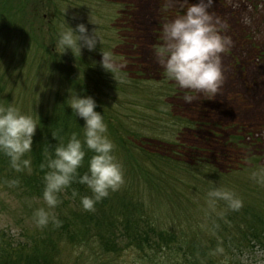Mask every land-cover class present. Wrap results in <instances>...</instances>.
I'll return each instance as SVG.
<instances>
[{
  "label": "rangeland",
  "instance_id": "obj_1",
  "mask_svg": "<svg viewBox=\"0 0 264 264\" xmlns=\"http://www.w3.org/2000/svg\"><path fill=\"white\" fill-rule=\"evenodd\" d=\"M191 2L195 0H14L15 9L26 7L29 20H24L23 27L15 24V28L0 33V74L5 86L0 106L14 104L21 112L32 115L38 128L39 117L67 105L69 89H75L63 69L72 62L67 58L68 51L56 48L59 33L57 36L55 32L65 27V20L67 26L73 27L85 23L89 32L95 29L97 35L96 26L103 25L104 32L99 36L105 39L100 46L109 40L112 49L109 47L106 53L110 51L112 58L111 50L121 53L111 58L113 66L121 63L124 68L140 70L145 80L159 79L163 68L155 49L161 43L162 25L182 15ZM208 12L221 36L229 41L220 53L222 79L217 91L209 94L182 88L190 101L179 94L178 98L168 99L170 106H160L166 119L172 114L204 125L194 130L180 129L174 135L167 133L168 129L164 134L151 121L158 130H149L153 127L142 120L130 123L129 117L133 112L141 113L145 103L131 106L128 97L119 94L109 103L126 115L121 121L125 126L143 134L144 138L132 139L135 144H144L148 152L175 160L171 168L160 167L166 177L158 178L154 172L157 168L150 162L140 161L139 166L131 161L118 137L107 128L124 177L117 190L109 191L118 196L115 200H141L150 218L190 236L211 233L213 217L223 216L230 209L223 200L210 203V190H230L242 201L241 208L251 205L264 211V0H211ZM105 13V19L101 18L99 14ZM117 30L123 44L116 45L115 40L120 38L118 34L115 37ZM143 114L152 112L145 110ZM79 118L84 125V119ZM163 141L170 145H163ZM25 158H29L28 153ZM197 160L207 164L200 166L199 172L194 170L198 175L195 178L181 163L193 165ZM10 167L13 168L6 155V165L0 163V229L16 237L26 226L39 227L35 216L38 209L44 208L50 215L54 208L49 209L44 199L34 202L25 198L18 184L13 183ZM70 252L69 248L64 251L63 258H68ZM234 252L232 258L241 264H264V248L260 246Z\"/></svg>",
  "mask_w": 264,
  "mask_h": 264
},
{
  "label": "trees",
  "instance_id": "obj_2",
  "mask_svg": "<svg viewBox=\"0 0 264 264\" xmlns=\"http://www.w3.org/2000/svg\"><path fill=\"white\" fill-rule=\"evenodd\" d=\"M13 3L14 0H0V33H4L2 31L7 28H15V24L23 27L24 20H29L26 7L22 5L15 9ZM99 15L105 19L106 13ZM110 18L113 19L112 16ZM65 21L64 28H67L68 20ZM103 28V25L96 26L98 36L104 32ZM60 30L57 28L55 32L59 33ZM114 33L115 37L117 34L121 36L118 30ZM99 37L101 42L104 41L105 37ZM115 41L116 45L124 43L121 37ZM109 47L112 49L108 40V43L101 46L98 43L94 50L85 47L81 53L77 51L76 54L71 49L67 50V58L72 64L63 70H66L74 82L75 91L95 98L97 111L103 114L107 128L118 137L119 145L129 155L130 160L139 166L140 161H148L157 168L154 172L158 178L166 177L160 167L171 168L175 160L156 152H148L143 148L144 144H135L132 139L144 138L143 134L133 130V127L129 129L125 126L121 121L126 115L118 107H110V101L124 95L128 97L127 102L131 106L137 107L145 103L141 113L136 111L129 117L130 123L142 120L144 125L153 127L149 130H158L153 126L157 125L164 134L168 129L170 132L167 133L172 135L180 129H199L204 122L180 117L177 119L172 114L169 119L164 118L160 108L162 104L170 106L168 99L172 96L178 98L180 95L189 94L177 82L168 79L163 71L159 79L145 80L140 70L127 66L124 68L120 63L117 66L112 65L111 73L101 64L102 52L106 53ZM111 51L113 58L121 54L118 49ZM108 54L110 56L111 52ZM53 56L56 57L54 53ZM88 59L98 61L91 62ZM2 83L0 74V94L5 87ZM143 110H150L152 115H144ZM38 123L33 151L28 153L31 158V173L9 168L10 173L14 174L13 183L18 184V190L25 198L34 202L43 199L45 175L51 171L47 167L49 155L54 157L57 145L61 142L67 143L73 133H77L81 141L84 139L83 123L68 105L57 108L51 115L39 117ZM166 142L163 141V145L169 146L170 143ZM84 151L85 158L78 168L80 176L88 170L89 159L94 155L86 145ZM204 161L197 160L193 165H181L186 167L185 171L197 178L195 171L199 172L200 166L207 164ZM0 163L6 165V155H0ZM85 195L91 196V189L80 183L77 176L70 185L57 193L59 203L54 207L53 214L49 215L47 224L34 229L26 226L16 237L0 229V264H241L239 260L232 258L234 251L246 246L264 248V211L251 205H245V208L240 207L238 210L230 208L223 216H214L211 233L200 232L190 236L150 218L144 212L146 208L141 200H130L126 197L115 200L118 196L109 191L108 196L96 202L94 209L88 211L81 204V197ZM68 248L71 252L65 259L63 254Z\"/></svg>",
  "mask_w": 264,
  "mask_h": 264
},
{
  "label": "clouds",
  "instance_id": "obj_3",
  "mask_svg": "<svg viewBox=\"0 0 264 264\" xmlns=\"http://www.w3.org/2000/svg\"><path fill=\"white\" fill-rule=\"evenodd\" d=\"M210 2L195 0L189 3L182 15L165 22L161 43L155 53L168 79L177 82L181 88L214 94L222 79L220 53L225 51L229 41L221 36L208 12ZM97 43H101V39L95 29L89 32L85 23L75 27L69 24L67 28H61L56 48H62L63 53L71 49L76 54L85 47L94 50ZM102 53L101 64L112 73L111 57ZM69 93L65 103L76 117L84 119V139L81 141L77 133H73L67 143L57 145L54 157L49 155L47 167L51 171L45 175L43 199L49 209L54 208L59 203L57 193L79 176V182L86 184L92 192L91 196L81 197V204L85 210L91 211L96 202L108 196L109 190L115 191L120 187L124 180L123 171L113 154L114 145L107 135L103 114L97 111L95 98L72 89ZM185 99L190 101L191 97L186 96ZM37 126L32 115L21 112L14 104L0 106V152L10 158L11 166L17 171L27 169L29 174L32 171L31 158H25V154L33 151ZM84 145L94 155L89 159L88 170L80 176L78 168L86 155ZM208 197L210 203L223 200L233 210L242 206L239 197L227 189L210 190ZM35 216L38 226L47 224L49 213L44 208L38 209Z\"/></svg>",
  "mask_w": 264,
  "mask_h": 264
}]
</instances>
